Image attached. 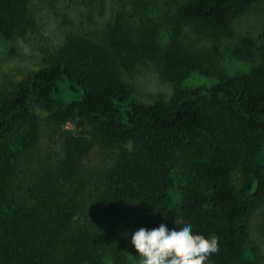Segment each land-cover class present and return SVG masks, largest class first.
Masks as SVG:
<instances>
[{"label": "trees", "instance_id": "16d2710c", "mask_svg": "<svg viewBox=\"0 0 264 264\" xmlns=\"http://www.w3.org/2000/svg\"><path fill=\"white\" fill-rule=\"evenodd\" d=\"M117 1L93 38L66 35L0 86V264H139L131 233L161 220L171 227L178 216L217 239L205 264H256L264 22L251 8L259 0H172L163 35L149 16L136 24L154 0ZM33 2L0 0V39L34 30ZM225 57L248 67L227 69ZM142 60L171 84L168 98L136 96ZM196 71L214 82L182 83ZM43 120L62 134L50 168L33 157ZM69 121L75 130L62 129Z\"/></svg>", "mask_w": 264, "mask_h": 264}, {"label": "rangeland", "instance_id": "374dc122", "mask_svg": "<svg viewBox=\"0 0 264 264\" xmlns=\"http://www.w3.org/2000/svg\"><path fill=\"white\" fill-rule=\"evenodd\" d=\"M166 1L172 0H154L153 8L147 11L148 13L146 12V16L138 18L136 24L149 16L151 24L157 27V32L162 35L169 34V28L166 30L162 28L161 22L166 12L172 16L175 7L173 2H170L171 6L166 5ZM118 6L122 7V2L118 4L117 0H34L31 7L34 30L23 38L8 41L0 39V86H7L10 81L20 79L27 68L38 63L45 56L44 49H50L59 44L66 35L78 34L93 38L92 35L104 28L110 14L113 13L114 8H119ZM251 11L264 22V0L257 1ZM225 60V67L230 70H241L248 67V63L242 60L228 57H225ZM146 62L148 61L142 60L132 75L136 85V96L142 100H150L155 96L168 98L172 92L171 84L159 81L152 63ZM214 80L196 71L191 72L182 80V83L209 85ZM62 129L75 130V126L69 121ZM60 130L46 120L42 121L40 137L33 157L37 161L40 160V163L43 160L41 166L44 168L52 167L61 158L62 134ZM80 222L82 225V221ZM105 260L106 264H109L108 259L105 258ZM256 264H264V247Z\"/></svg>", "mask_w": 264, "mask_h": 264}, {"label": "clouds", "instance_id": "9594fccd", "mask_svg": "<svg viewBox=\"0 0 264 264\" xmlns=\"http://www.w3.org/2000/svg\"><path fill=\"white\" fill-rule=\"evenodd\" d=\"M192 229L190 222L178 216L171 227L161 220L153 228L136 229L129 243L138 253L139 264H205L218 251V241Z\"/></svg>", "mask_w": 264, "mask_h": 264}]
</instances>
